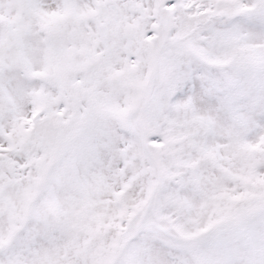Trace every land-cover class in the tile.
<instances>
[{"label":"snow or ice","instance_id":"1","mask_svg":"<svg viewBox=\"0 0 264 264\" xmlns=\"http://www.w3.org/2000/svg\"><path fill=\"white\" fill-rule=\"evenodd\" d=\"M0 264H264V0H0Z\"/></svg>","mask_w":264,"mask_h":264}]
</instances>
